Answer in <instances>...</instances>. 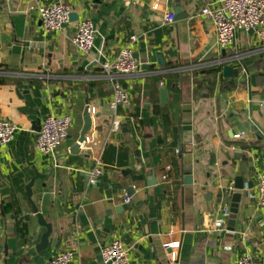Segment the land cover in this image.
Listing matches in <instances>:
<instances>
[{
  "label": "crops",
  "instance_id": "crops-1",
  "mask_svg": "<svg viewBox=\"0 0 264 264\" xmlns=\"http://www.w3.org/2000/svg\"><path fill=\"white\" fill-rule=\"evenodd\" d=\"M55 1L94 23L89 55L72 44L78 21L47 34L35 1L0 0V118L19 127L0 147V264H48L65 252L74 264H101L103 247L114 241L130 249L133 264H235L246 250L264 264V206L256 198L264 142L250 132L235 139L251 121L264 129V45L242 31L220 49L214 24L193 18L219 0ZM171 13L181 19L164 24ZM132 36L141 70L118 79L131 101L115 107L113 82L100 64L117 59ZM225 66L234 78L224 77ZM214 67L220 72L208 74ZM88 106L96 111L90 144L74 154ZM65 114L73 126L55 159L38 153L42 122ZM244 156L253 159L246 171ZM98 161L104 174L91 186ZM128 169L144 179L124 175ZM36 170L52 173L46 188L37 181L33 189L52 226L41 252L46 229L26 197ZM239 177L245 190L231 231V213L225 218L223 210H231ZM149 180L157 182L149 187Z\"/></svg>",
  "mask_w": 264,
  "mask_h": 264
},
{
  "label": "built area",
  "instance_id": "built-area-1",
  "mask_svg": "<svg viewBox=\"0 0 264 264\" xmlns=\"http://www.w3.org/2000/svg\"><path fill=\"white\" fill-rule=\"evenodd\" d=\"M37 6V13L40 17L43 31L47 34L59 32L69 23L70 15L73 12L72 7L63 2L55 0H33ZM193 18H205L210 20L215 27L217 46L220 49H229L236 41L240 32H252L261 45H264V0H219L203 7ZM174 13L167 14L164 18V24L175 22ZM97 38L95 25L91 20L84 19L77 22L74 36L72 37L73 46L83 55H89L94 47ZM137 42V37H130L128 43L123 48L117 59L100 64V69L104 76L113 82L115 107L130 103L131 98L122 84L118 81L121 77L134 75L140 72L141 65L135 58L133 47ZM92 116L96 114L94 108H89ZM73 126V117L69 114L60 116H49L41 124L40 131L35 139V149L38 153L49 156L53 159L59 147L69 138ZM121 129V123L114 121L112 131L118 133ZM19 127L8 119L0 118V147L8 146L16 134ZM245 137L242 132L235 135L236 140ZM90 144L89 138L86 143L81 145V150ZM172 167H166L167 175L163 177L168 180V174ZM104 174L100 161L90 173V185L96 186ZM257 201L264 206V172L259 176L257 188ZM126 204L131 203L130 198H126ZM229 208L223 210V216L228 218ZM225 227L222 222L216 230L220 231ZM243 239L246 235H242ZM170 248L176 250L179 243H173ZM101 264H133L130 260V249L121 241H114L103 247L101 252ZM48 264H74V255L70 252L62 253L48 262ZM235 264H259L255 255L246 250Z\"/></svg>",
  "mask_w": 264,
  "mask_h": 264
},
{
  "label": "water",
  "instance_id": "water-1",
  "mask_svg": "<svg viewBox=\"0 0 264 264\" xmlns=\"http://www.w3.org/2000/svg\"><path fill=\"white\" fill-rule=\"evenodd\" d=\"M176 13H178V11H176ZM181 17H177L175 20H180ZM79 21V15L77 13H71L70 15V20L69 23H74ZM252 33V32H251ZM225 55V53H224ZM159 57V63L163 66L165 65L163 57L162 56H158ZM149 68V67H147ZM223 75L225 78H234L235 76V71L234 68L232 66H225L224 70H223ZM161 97H162V103L164 104L167 101V92L165 90L161 91ZM89 106L85 109L84 115H83V120H84V124L79 136V139L77 140L76 145L72 148L71 152L74 154H78L81 150V145L86 143L87 141V135L92 131V127H93V119H92V115L89 111ZM242 131L245 132H250L252 134L255 135L257 141L259 142H264V129L262 127H260L258 124L255 123V121H251L250 123L246 124L244 127H242ZM252 150L251 147H245L243 148V151L248 152ZM242 161L244 164H246V167L244 166L245 171L248 170V165L249 163L253 162V159H250L246 156H244L242 158ZM154 173V172H153ZM124 175H129L134 181H142L144 179V175H135L133 170H125L123 172ZM52 177V173L49 172L47 173H40L39 171L36 170L35 172V177L34 179L30 182V184L26 187V197L28 199V201L30 202L32 209H33V213L34 215L37 217L38 219V223L41 227H43L44 229H46V233L43 234L42 236V243L41 245L38 247V251L41 252L45 249L48 248L49 246V239L50 236L52 234V226L51 224H49L47 222V220L45 219V217L40 213L38 207L36 206V204L33 201V189L34 186L36 184L37 181H43L45 184H43V187L46 188V183H48V181L50 180V178ZM155 182L157 181H148V186H154ZM162 183V181H161ZM245 190V184L243 182V178L239 177L236 179L234 186L232 187V193L230 194V200H231V210H230V221H229V227L231 231H234V226H235V222L237 219V214L239 212V204L241 203V199H242V195H243V191ZM128 197L130 198V196L128 195ZM119 210H124L122 207L119 208Z\"/></svg>",
  "mask_w": 264,
  "mask_h": 264
},
{
  "label": "trees",
  "instance_id": "trees-1",
  "mask_svg": "<svg viewBox=\"0 0 264 264\" xmlns=\"http://www.w3.org/2000/svg\"><path fill=\"white\" fill-rule=\"evenodd\" d=\"M0 69H1V67H0ZM220 70H221L220 67L209 68V69L207 70V73H208V74H215V73H219ZM3 83H4V80L0 79V84H3Z\"/></svg>",
  "mask_w": 264,
  "mask_h": 264
}]
</instances>
